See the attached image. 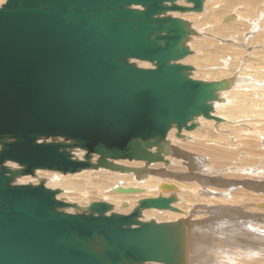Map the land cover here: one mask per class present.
<instances>
[{
	"label": "water",
	"instance_id": "95a60500",
	"mask_svg": "<svg viewBox=\"0 0 264 264\" xmlns=\"http://www.w3.org/2000/svg\"><path fill=\"white\" fill-rule=\"evenodd\" d=\"M178 1L6 0L0 7V264L184 263L185 221L142 220L151 209L181 214L174 194L142 198L122 214L105 201L81 208L58 200L61 191L43 180L15 184L37 171L100 169L141 181L152 165L168 164L172 128L183 139L197 118L221 122L213 104L229 83L191 78L193 68L180 62L191 56L186 42L195 32L172 17L202 12L204 0Z\"/></svg>",
	"mask_w": 264,
	"mask_h": 264
},
{
	"label": "bare ground",
	"instance_id": "6f19581e",
	"mask_svg": "<svg viewBox=\"0 0 264 264\" xmlns=\"http://www.w3.org/2000/svg\"><path fill=\"white\" fill-rule=\"evenodd\" d=\"M5 1L0 0V7ZM177 4L191 7V4H186L185 0H180ZM202 12L195 13L198 15L193 13L172 14V17L179 18L189 24L191 22L192 25L190 24V27L195 32L193 36L188 37L186 42V46L189 47L193 55L185 58L180 63L186 64V60H189L190 65L195 68L196 75L199 74V77L207 73L208 70L226 69L228 67H234V76L229 73L228 77L225 78L229 83V87L227 90L218 93V102L213 104L211 115L220 118L221 122L218 123L201 117L197 118L193 121L196 127L192 131H182L184 138L180 140L186 139V133L190 136L189 133L195 135L199 132L197 130V121H208L209 123H203L205 126H202V134L209 132L210 134L204 137L203 141L205 143L209 141L212 146L208 147L206 146L207 144H197L194 149L207 152L216 161L223 162L224 157L226 159L230 157L233 161H239L240 157H237L236 153L244 151L245 148L252 153L257 143L262 144L264 147V0H204ZM140 63V66L145 69L151 66L147 62L140 61ZM246 68H251L252 70L251 73L248 72L249 78L247 81L246 79L239 78L240 73L246 71ZM212 123H215V130L210 128V124ZM174 130L175 128H172L167 136L172 147V141L175 138L172 137L175 134ZM223 131L227 133L222 134L224 133ZM218 133L219 135H217ZM256 136L261 138V142L255 143ZM196 141H200L199 138ZM219 146H222L223 150ZM239 146L241 148L235 153L233 148ZM187 147L189 148V146ZM262 149L264 151V148ZM261 151L260 157H255L259 169L247 168L244 172L248 175L251 173V176H256V178L261 177L263 181L259 179L258 182L249 180L246 175L240 178L239 181L234 182L231 188L251 190L259 194L258 196L247 194V192L238 194L226 193L223 194L222 199L214 196L215 190H210L212 193H205L203 191L197 194V196H195L196 193L193 191L194 194L192 195L191 191H189L190 185L188 187L183 184L184 189H181V186L176 185L177 183L174 184L170 180L171 183L165 181L167 179L166 176L171 177V174L164 172L167 170H162L159 168L161 166L158 167V165L161 164L165 168H168L170 167L169 162L166 165L163 163L152 165L147 171L148 175L151 176H146L147 178L145 177L143 181L141 180L138 183H136L137 181H132L134 176L132 178L130 174L121 175L102 169L94 172L83 171L73 175H49L48 172L50 171H37L35 172L37 175L34 177L35 181L33 183L36 184L37 181L43 180L45 187L48 189L56 187L60 188V190L62 189L57 199L60 200L62 198L61 200L65 199L63 200L65 202L76 203L81 208H86L90 200L94 199L95 196H101L103 201L113 204L115 211L118 210L117 207L120 204L122 207V204L126 203L127 206L124 210L127 211L122 210V214L132 210L138 200L159 194L160 190L158 191V188L162 184L175 185L176 190L174 191V195L177 197V193L182 190L179 193L182 202L179 201L181 208L179 205L176 207L178 203L173 204V206L178 208L181 214H175L172 217L171 214L167 216L169 212H167V215H164L166 211L161 212L162 214H157L156 212L158 211L152 212L153 210L151 209L142 213V220H149L150 217L155 218L157 222L165 219L168 222L179 219L184 220L187 227L188 225L192 227V230L191 228L189 230L187 228V235L184 241L183 264H264V197L261 196L264 193V169H262L264 168V152L261 153ZM82 154L81 152H74V156L78 158H81ZM181 155L179 152H173L172 156H169V159L176 158L179 160ZM126 163L128 162H116V164L131 167H141L143 165V163H137V165ZM183 164V162L177 163L180 167ZM8 166L16 168L10 164ZM204 174L205 171L202 170L200 176ZM161 177L166 179L163 181L160 179ZM20 183H23L22 178ZM117 187L139 188L142 192L139 194L113 195V190ZM161 190L162 192L166 191ZM165 193L161 196L166 197ZM205 195L212 196L213 200L210 198V200L201 201L204 203L210 202L213 205L212 208L192 206L195 201L198 203V200L195 199H199V197ZM224 197H226V200ZM253 202H256L254 207L252 206ZM221 203L224 206H240L242 211L239 208H237V211L243 212V221L235 224L227 222L226 219L219 220V216L226 218L220 215L221 208L219 205ZM67 212L70 213L71 211ZM251 212L254 213L249 214ZM235 216L236 213H233L232 217L235 218ZM186 217L188 218L187 220L185 219ZM190 217L193 219L191 218V220ZM193 220L195 222H192Z\"/></svg>",
	"mask_w": 264,
	"mask_h": 264
},
{
	"label": "rangeland",
	"instance_id": "374dc122",
	"mask_svg": "<svg viewBox=\"0 0 264 264\" xmlns=\"http://www.w3.org/2000/svg\"><path fill=\"white\" fill-rule=\"evenodd\" d=\"M1 5V4H0ZM203 13V12H202ZM193 14H195V13H193ZM187 15V14H186ZM186 15H183V16H186ZM195 15H198V14H195ZM190 24L192 25V23L190 22ZM193 54H191V56H192ZM190 57V56H189ZM189 60H186V65H190L191 63H190V61L188 62ZM137 67H140V68H144V67H142V66H140V61H137V60H134V61H132ZM143 64V63H142ZM150 66V65H149ZM152 66V65H151ZM151 66H150V68H151ZM192 68H193V73H195L194 75H193V73H191V77L193 76V77H195L194 79L195 80H198V78H199V80L200 81H205V82H208V81H219V80H223V79H225V78H227L228 77V75H229V73H231V75L232 76H234V67H228V68H226V69H215V70H208L207 71V73H205L204 75H200V77H199V74L198 75H196L197 73H196V71H195V68L192 66V65H190ZM251 68H246V71H243V72H241L240 73V75H239V78H242V79H246V81L248 80V74L249 73H251ZM249 72V73H248ZM247 75H246V74ZM196 75V76H195ZM208 75V76H207ZM193 77H192V79H193ZM197 78V79H196ZM206 78V79H205ZM193 79V80H194ZM205 79V80H204ZM246 83V82H245ZM197 121V120H196ZM197 123H198V128H200V129H198L197 128V130H199V132L197 133V134H190L189 133V135L190 136H188V133H186V135L189 137H187L186 136V139L185 140H180V139H176V138H174V135H172V137L174 138H172L173 139V147H174V149H175V151L174 152H179V153H181L182 155H181V157H180V159L178 160V159H176V158H173V159H169L170 157H168V158H166L167 160H168V162H169V165H170V167H168V168H165L163 165H158V167L159 166H161V167H159V168H161L162 170H167V171H164V172H166L167 174H171V177L170 176H166V178H163V177H161L160 179H162L163 181H164V179H166L165 181H167V182H169V183H174V184H176V185H178V186H181V189H184V187H183V184H184V186H188V187H190V189H189V191H191V194L193 195L194 193H196L195 194V196H197V194H199L200 192L202 193L203 191H205V193H212L210 190H212V191H214L215 190V193H214V196H217V197H220V198H222L223 199V194H226V193H236V194H238V193H246L247 192V194H250V195H253V196H258L259 194H256V193H254L253 191H251V190H240V189H238V188H235V189H231L232 188V186H233V183L234 182H236V181H239L240 180V178H243V177H245L246 175L248 176V179L249 180H254V181H256V182H258V179L260 180V181H263L262 179H261V177L260 178H256V176H251L252 174L251 173H249V175L248 174H246L245 172H244V170L245 169H247V168H253V169H259V165H258V162L255 160V157L256 158H259L260 157V150H262L261 151V153L262 152H264L263 151V149L262 148H264L263 146H262V144H258L257 143V145H256V147H254L253 148V151H252V153L251 152H249L246 148H245V150L244 151H240L238 154L236 153V151H238L241 147L239 146V147H234L233 148V151L236 153V156L237 157H240V159H239V161H233V160H231L230 159V157L229 158H227L226 159V157H224V159H223V162H220V161H216V160H214L213 158H211L210 157V155L207 153V152H205V151H203V150H196V149H194V147H195V145H197V144H202V145H205V144H207L206 146H208V147H211L212 145L209 143V141H206V143H205V141H203V138L204 137H206V136H209V134H210V132L209 133H206V134H202V132H203V128H202V126H205V124H203V123H209L208 121H205V120H202V121H197ZM199 123H200V127H199ZM211 126H210V128H212L213 130H215L216 129V126H215V123L213 124H210ZM196 130V131H197ZM201 130V131H200ZM174 132H176L175 130H174ZM224 133H222V134H225V133H227L226 131H223ZM193 133V132H192ZM203 135V136H202ZM217 135H219V133L217 134ZM196 136V137H195ZM201 136V137H200ZM259 137V136H258ZM257 136H256V138H255V143L256 142H261V138H258ZM197 138H199V140L200 141H196V139ZM260 139V140H259ZM195 140V141H194ZM202 140V141H201ZM183 141H185V142H183ZM228 144H230V143H228ZM211 145V146H210ZM230 145H232V144H230ZM187 146H189V148L187 147ZM227 146V145H226ZM225 146V147H226ZM222 150H223V147L222 146H219ZM225 149V148H224ZM225 151H226V149H225ZM239 154H240V156H239ZM246 154V155H245ZM243 156V157H242ZM235 157V156H234ZM178 162H183L184 164L180 167L179 165H177V163ZM128 163H130V162H128ZM128 163H126V164H128ZM132 163H134V164H136L137 165V163L136 162H131V164L130 165H132ZM256 165V166H255ZM13 166H15V167H17L16 165H13ZM215 168H214V167ZM141 167H143V165H141ZM222 168V169H221ZM236 168H238V169H236ZM212 169H214V170H212ZM262 169H264V168H262ZM103 170V169H102ZM202 170L203 171H205V174L204 175H202V176H200V173H202ZM208 170V171H207ZM217 170V171H216ZM90 171V170H89ZM98 171V170H97ZM228 171V172H227ZM91 172H94V171H91ZM200 172V173H199ZM207 172V173H206ZM226 172V173H225ZM50 173H52V174H50ZM211 173V174H210ZM48 174L49 175H53V174H58V175H61V174H59V173H56V172H48ZM116 174H118V173H116ZM213 174V175H212ZM37 174L35 173L34 174V176H31V177H21L22 178V181H23V183H20V181H21V178H18L17 180H16V182H15V184H18V185H27V184H32V185H36V184H38V182L39 181H37V183L36 184H34L33 182L35 181L34 179V177L36 176ZM129 175V174H128ZM131 175V177L133 178V176L134 175H132V174H130ZM220 175V176H219ZM149 176H151V175H147V177H149ZM146 177V178H147ZM31 178V179H30ZM39 178V177H38ZM169 178V179H168ZM202 178H204V179H202ZM20 179V180H19ZM28 179V180H27ZM185 179V180H184ZM201 179H202V183H201ZM171 182H170V181ZM187 180V181H186ZM132 181L133 182H135L136 180H135V177L132 179ZM143 181V180H142ZM181 181V182H180ZM138 182H141V181H137L136 183H138ZM187 182V183H186ZM208 182V183H207ZM210 182V183H209ZM135 183V184H136ZM178 183H180V184H178ZM190 185V186H189ZM208 186V187H207ZM183 187V188H182ZM198 188H200V189H198ZM210 188V189H209ZM50 189H59L60 190V188H50ZM197 189V190H196ZM203 189V190H202ZM205 189V190H204ZM208 189H209V191H208ZM62 190V189H61ZM60 190V191H61ZM160 190V191H159ZM226 190V191H225ZM158 193L159 194H156V195H153V197L155 198V197H157V196H159V195H163L165 192V195H170V194H174V192H172V191H163L162 192V190L160 189V188H158ZM178 191H180L179 189H178ZM182 191V190H181ZM180 191V192H181ZM193 191H194V193H193ZM195 191H199V192H195ZM244 191V192H243ZM180 192H178L177 194V198H178V204L176 205V207L179 205L180 206V208H181V203L180 202H182L181 201V197H180ZM168 193V194H167ZM222 194V195H221ZM113 195H122V194H120V193H114ZM211 195H213V194H211ZM205 196H206V198H205ZM205 196H201V197H199V199L197 198V199H195V200H198V203L200 204V202H202L200 205L197 203V201H195V203L192 205L193 207H198V208H200V207H206V208H212L213 207V205H211L210 204V202L209 203H204L203 201H201V200H210V198H211V200H213V197L212 196H210V195H205ZM209 196V197H208ZM261 196L262 197H264V193L263 194H261ZM153 197H149V198H153ZM204 198V199H203ZM62 199V198H61ZM60 199V200H61ZM224 199L226 200V197H224ZM63 200H65V199H63ZM225 200H223V202H225ZM91 201L92 202H99V201H103V198H101V196H95L94 197V199H92V200H90V202H89V204L91 203ZM180 201V202H179ZM222 202V203H223ZM257 202V201H256ZM256 202H253L252 203V206L254 207V205L256 204ZM122 203V202H121ZM220 204L219 205V207L221 208V212H220V215H223V216H225L226 218H224V217H220L219 216V220H222V219H226L227 220V222H230V223H241L242 221H243V212H239V211H237V208H239L240 210H241V208H240V206H238V205H230V206H228V205H223V204ZM74 204H76V203H74ZM88 204V205H89ZM78 205V204H77ZM87 205V206H88ZM195 205V206H194ZM114 206V205H113ZM118 208V212L117 211H115V209H114V212H117V213H122V210H124V209H126V208H123V207H121V204L117 207ZM215 208V207H214ZM120 209V210H119ZM153 210V209H152ZM67 211H71L70 213H73V211L72 210H67ZM124 211H127V210H124ZM131 210H129V212H130ZM145 211H149V210H145ZM145 211H143V212H145ZM156 211H158V210H153L152 212H156ZM242 211V210H241ZM128 212V213H129ZM161 212H164V211H158V212H156L157 214H162ZM167 212H169V211H166L165 212V214L164 215H167ZM245 212V211H244ZM255 212V211H254ZM254 212H251V213H249V214H253ZM128 213H124V214H128ZM233 213H236V216H235V218L234 217H232V215H233ZM169 214H171V216L173 217V216H175V213L173 214L172 212H169L168 213V215L167 216H170ZM197 214H199V213H197ZM201 215H202V213H200ZM226 214V215H225ZM230 214V215H229ZM245 214V213H244ZM257 216H258V214H257ZM228 217V218H227ZM230 217V218H229ZM188 218H189V216H188ZM187 217L185 218L186 220L188 219ZM192 217H190V219H191ZM233 218V219H232ZM238 218V219H237ZM150 219H153L154 221H156L157 222V220L155 219V218H152V217H150ZM149 219V220H150ZM174 219V218H173ZM193 219V218H192ZM191 219V220H192ZM235 219H236V221H235ZM143 220H145V221H148V219H143ZM169 220V219H168ZM171 220V219H170ZM164 221H167V219H165V220H163V221H159V222H164ZM168 222V221H167ZM192 222H195V220H193ZM189 228H191V230H192V227L190 226V225H188V230H189ZM261 232V231H260ZM258 233V232H257Z\"/></svg>",
	"mask_w": 264,
	"mask_h": 264
}]
</instances>
